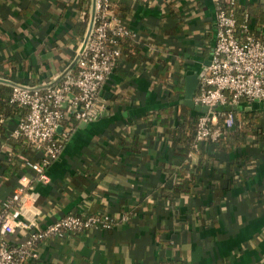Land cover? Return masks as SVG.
<instances>
[{
	"label": "crops",
	"instance_id": "crops-1",
	"mask_svg": "<svg viewBox=\"0 0 264 264\" xmlns=\"http://www.w3.org/2000/svg\"><path fill=\"white\" fill-rule=\"evenodd\" d=\"M128 12L134 35L101 88L105 109L94 121H75L59 157L37 180L9 138L26 110L3 119L0 131V207L19 186L28 197L21 214L43 230L70 213L111 215L96 227L38 245L32 264H264V156L252 178L236 184L229 163L248 149L220 153L201 165L211 143L185 155L174 132L182 122L186 82L199 90L217 36L215 0H113ZM252 30L264 37V0H238ZM94 0H0V77L14 83H55L74 66L85 36L83 14ZM15 74L13 76L12 74ZM26 80V81H25ZM182 84L183 94L170 92ZM242 99L235 107L259 108ZM172 108L166 127L159 109ZM199 113V112H198ZM13 136V135H12ZM15 138V137H14ZM18 149H22L17 144ZM13 155L23 162L8 180ZM35 158V155L34 157ZM232 186L223 189L228 182ZM182 189H174L181 183ZM29 231L9 234L18 244Z\"/></svg>",
	"mask_w": 264,
	"mask_h": 264
},
{
	"label": "built area",
	"instance_id": "built-area-1",
	"mask_svg": "<svg viewBox=\"0 0 264 264\" xmlns=\"http://www.w3.org/2000/svg\"><path fill=\"white\" fill-rule=\"evenodd\" d=\"M234 3L235 0H227ZM92 28L81 43L74 66H71L58 81L35 85L16 82L12 86L10 101L23 107L26 112L18 121L12 135L24 137L34 150L35 158H25L37 180H48L46 169L61 154L64 141L72 130L64 128L70 121H94L105 109L101 88L111 75L122 56L120 40L132 37V30L118 19L110 0H94ZM217 36L199 90L193 99L196 104L206 105L209 111L199 112L195 146L216 140L221 133L219 119L225 116L224 124H234L236 107L242 99L257 100L264 104V41L251 32L249 14L243 24L233 11L220 8L217 3ZM89 24V27H90ZM227 108V110L224 109ZM62 126V131L59 127ZM28 192L19 186L13 195L0 207V264H32L38 257V245L50 238H64L96 227L109 229L113 225L111 215H85L70 213L43 230L32 231L33 220L24 218L21 208ZM29 231L25 241L9 244L7 237L17 230ZM135 264H169L135 263Z\"/></svg>",
	"mask_w": 264,
	"mask_h": 264
},
{
	"label": "trees",
	"instance_id": "trees-1",
	"mask_svg": "<svg viewBox=\"0 0 264 264\" xmlns=\"http://www.w3.org/2000/svg\"><path fill=\"white\" fill-rule=\"evenodd\" d=\"M111 1V8L115 14V16L121 20V22L128 26V19L127 15L128 12L131 10L129 8H120L117 3L113 0ZM216 3H218L220 8H225L230 11H233L235 13V16L238 20L239 25L243 24L245 21V15L249 14V12L246 11L245 8L240 6L238 4V0H235L234 3H229L227 0H215ZM89 9H86V11L83 14V20H82V31H84L83 36L86 35L87 30L89 28L90 24V16H89ZM250 22V21H249ZM251 32L258 36V32L251 29ZM259 37V36H258ZM264 41V37H260ZM130 37H125L120 40V45H123L127 43L129 45L128 49L132 47ZM131 43V44H130ZM132 48H136V46L133 44ZM15 76V74H12ZM0 79L6 80L0 81V131L4 132L3 129V119L6 117L11 116L12 114H16L21 112L23 109L22 107L16 106L13 103H11V92H12V86L14 84V80L11 81L9 79H5L0 77ZM26 81V80H25ZM35 84V83H30ZM184 89L182 87V84L176 85L175 88L170 92L171 95L173 94H183ZM230 107H224L225 110ZM232 110L235 112V120L234 124L230 127L226 126L224 124L225 116H221L219 119V124L221 126V133L219 137L214 141H208V143H211V145L215 148L211 152V150L207 151V153H204L201 158V165H215L216 162H218L221 158L218 157L220 153H232L236 152L239 149L246 148L248 149L247 154H241L238 157L234 159L233 162H230L228 165L230 169L237 170L234 172V182L236 184L243 183L249 179L252 178L253 169L255 167V164H257L262 156H259L258 154H252L251 150L252 148H260L263 156H264V106H260L259 108H251L246 109L243 108L242 110L231 107ZM195 114H191V111L187 107H183L182 109V115L183 119L180 123L179 127L174 128V132H180V136L178 138L179 141L182 142L184 145V148L182 152L187 155L188 152L193 151V145L195 146V136H196V128H197V119L199 116L198 112H194ZM25 114V113H24ZM172 114V108H166V109H159L156 111L157 118L162 119V116H165V120L163 124L165 127L167 126L166 123L168 122L169 116ZM70 125V121H66L63 123L64 128L66 126H70L72 130L67 136V140L70 137L71 132L73 131L75 125ZM9 142L11 145H13V150L15 153H19V151L22 150V152L29 156V158L33 159L34 157V150L32 146L29 144V142L24 137L20 138H14L12 135L9 138ZM66 141H64L65 145ZM207 143V142H206ZM17 144H20L22 146V149H18ZM220 162V161H219ZM21 162L18 160V156L13 155L12 161L9 165H5L3 170V175L8 180L9 178L13 177L14 174H17L19 169L21 168ZM232 181H229L227 186L223 189H228L232 185ZM188 186L186 183H181L180 185L174 187V189H182V187Z\"/></svg>",
	"mask_w": 264,
	"mask_h": 264
},
{
	"label": "water",
	"instance_id": "water-1",
	"mask_svg": "<svg viewBox=\"0 0 264 264\" xmlns=\"http://www.w3.org/2000/svg\"><path fill=\"white\" fill-rule=\"evenodd\" d=\"M92 22L90 24L89 30H88V35L90 33V30L92 28ZM210 64V61H209ZM205 72V71H204ZM204 72L200 75L199 80H201ZM0 81H5L8 82L6 80L0 79ZM200 87V86H199ZM196 87L195 84L193 82H191L190 80L186 82V94L184 97V102L186 105H188L189 107H191L192 109L198 111V112H202V113H206L209 111V107L206 105H201V104H196L193 97H194V93H195ZM62 126L59 127V131H62Z\"/></svg>",
	"mask_w": 264,
	"mask_h": 264
}]
</instances>
